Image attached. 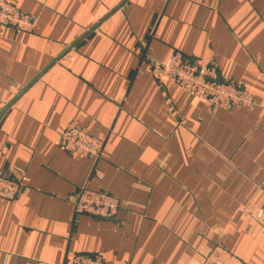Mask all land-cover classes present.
Returning <instances> with one entry per match:
<instances>
[{
  "label": "crops",
  "instance_id": "crops-1",
  "mask_svg": "<svg viewBox=\"0 0 264 264\" xmlns=\"http://www.w3.org/2000/svg\"><path fill=\"white\" fill-rule=\"evenodd\" d=\"M34 30L0 26V170L26 191L0 200V264H264V0H7ZM179 53L253 106L211 109L148 73ZM104 138L71 157L68 123ZM120 200L77 215L81 186Z\"/></svg>",
  "mask_w": 264,
  "mask_h": 264
},
{
  "label": "built area",
  "instance_id": "built-area-1",
  "mask_svg": "<svg viewBox=\"0 0 264 264\" xmlns=\"http://www.w3.org/2000/svg\"><path fill=\"white\" fill-rule=\"evenodd\" d=\"M37 24V18L21 12L7 0H0V26L20 33H31ZM148 73L159 82H173L183 92L206 103L211 109L233 106H253V95L247 91L242 81H220L216 67H200L176 53L165 61L149 59ZM104 138L91 134L87 129L77 127L70 122L61 131L57 140L58 148L75 158L102 155ZM26 191L24 174L16 178L0 170V200L13 201ZM69 202L77 215H86L100 220H111L121 208V202L105 191H93L88 186H81L73 191ZM255 220L264 228V208L255 213ZM27 264H38L36 261ZM68 264H103L98 256L75 255Z\"/></svg>",
  "mask_w": 264,
  "mask_h": 264
}]
</instances>
